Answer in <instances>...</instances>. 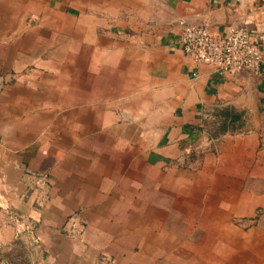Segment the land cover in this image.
I'll return each instance as SVG.
<instances>
[{
  "label": "crops",
  "instance_id": "0c3cea01",
  "mask_svg": "<svg viewBox=\"0 0 264 264\" xmlns=\"http://www.w3.org/2000/svg\"><path fill=\"white\" fill-rule=\"evenodd\" d=\"M0 264H264V0H0Z\"/></svg>",
  "mask_w": 264,
  "mask_h": 264
},
{
  "label": "built area",
  "instance_id": "2783aa9c",
  "mask_svg": "<svg viewBox=\"0 0 264 264\" xmlns=\"http://www.w3.org/2000/svg\"><path fill=\"white\" fill-rule=\"evenodd\" d=\"M179 25L180 47L195 62L208 64L220 73L259 71L263 61L262 51L244 25L227 24L222 31L183 20L179 21ZM30 228L31 224H26L24 230L29 231ZM71 228L74 229L73 224Z\"/></svg>",
  "mask_w": 264,
  "mask_h": 264
},
{
  "label": "trees",
  "instance_id": "16d2710c",
  "mask_svg": "<svg viewBox=\"0 0 264 264\" xmlns=\"http://www.w3.org/2000/svg\"><path fill=\"white\" fill-rule=\"evenodd\" d=\"M237 118V115L234 114V115H231V120H235Z\"/></svg>",
  "mask_w": 264,
  "mask_h": 264
}]
</instances>
